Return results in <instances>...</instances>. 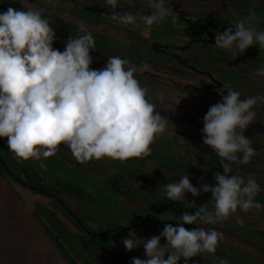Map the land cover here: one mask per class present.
<instances>
[{
	"label": "clouds",
	"instance_id": "9594fccd",
	"mask_svg": "<svg viewBox=\"0 0 264 264\" xmlns=\"http://www.w3.org/2000/svg\"><path fill=\"white\" fill-rule=\"evenodd\" d=\"M116 9L119 0H103ZM150 15L113 12L111 19L134 25L142 19L146 26L160 23L169 15L166 0H148ZM77 38L66 41L63 52L54 49L55 32L38 10L9 7L0 13V138H6L17 162L53 157L63 144L74 160L84 165L109 159L125 162L151 154V145L166 131L169 121L148 99V88L134 78L128 60L110 56L102 69L90 68V50L95 47L91 32L81 24ZM223 33L215 34L217 49L233 56L258 45L264 49V31L241 19ZM257 75H264L261 68ZM161 101L163 97H159ZM264 96L241 99L229 89L222 102L211 106L203 120V143L221 158L223 174L216 172L215 185L194 187L189 175L163 185L168 200L185 199L186 193H211L213 209L184 213L176 226L165 224L159 236L138 240L134 231L122 243L127 251L142 245L147 259L133 257L131 264H179L203 253H215L222 233L184 225L218 224L236 213L264 208L255 197L260 185L252 177L229 175L230 163L248 164L255 150L245 136ZM242 154L238 156L237 154ZM192 207H195L193 202ZM161 238L167 243L161 246ZM167 255V259L165 256ZM220 264H227L221 260Z\"/></svg>",
	"mask_w": 264,
	"mask_h": 264
},
{
	"label": "flooded vegetation",
	"instance_id": "af4514ba",
	"mask_svg": "<svg viewBox=\"0 0 264 264\" xmlns=\"http://www.w3.org/2000/svg\"><path fill=\"white\" fill-rule=\"evenodd\" d=\"M99 2L105 5L103 0ZM128 2L124 4L133 15H150L154 11L148 0ZM166 7L169 15L152 26L144 24L147 28L144 25L139 29L133 27L143 22L140 18L136 24L127 26L112 20L115 39H111L108 47L100 46L112 56L128 60L126 67L135 68L134 78L148 88V99L169 121L166 131L151 145L150 155L125 162L113 160L109 164L107 173L110 172L114 180L122 181L129 190L119 191L113 198L121 210L131 208L130 213H121L111 222V227L103 231L87 221L77 230L54 204L58 191L53 193L54 197L45 195L44 190L34 191L23 177L15 178L5 171L6 179L17 186L50 199L53 206L47 209L61 215L58 217L65 227L80 236L94 264H131L133 257L147 259L142 245L130 252L124 248L122 241L129 232L134 231L138 240H146L159 236L165 224L176 226L177 222H182L180 216L186 212L195 214L197 208L205 205L211 211L210 192L201 191L195 197L186 193L185 199L173 202L162 195L163 185L179 181L183 175H189L191 184L198 189L204 184L215 185V173L223 174L224 170L221 158L203 143L205 114L211 106L222 102V95L226 96L229 89L239 92L241 99L264 96V75H257L264 68V49L254 45L243 54L233 56L229 50L214 47L215 34L223 33L232 25L235 31L234 25L241 19L258 31H264V0H166ZM132 48L145 52L147 59L129 56ZM90 52L109 59L104 53ZM252 110L256 116L244 134L255 153L248 164L231 162L229 175L254 178L260 185L255 202L264 205V103H258ZM169 163H176V167L170 168ZM105 167L108 168L106 164L103 169ZM193 202L195 207L191 206ZM77 209L68 204L67 213ZM184 227L215 229L222 233V239L215 253H203L187 262L181 259L179 264H220L221 260L227 264H264V208L248 212L238 208L221 223L197 222ZM104 233L106 236H102ZM94 243L97 245L93 246ZM166 243V239L161 238V246Z\"/></svg>",
	"mask_w": 264,
	"mask_h": 264
},
{
	"label": "trees",
	"instance_id": "16d2710c",
	"mask_svg": "<svg viewBox=\"0 0 264 264\" xmlns=\"http://www.w3.org/2000/svg\"><path fill=\"white\" fill-rule=\"evenodd\" d=\"M26 1L36 3L39 0ZM54 1H57L59 5L65 8L71 18L68 21L61 18L54 19L50 15L41 13L42 17L48 20L55 32L53 43L55 47L64 50L65 43L71 36L77 38L83 34L80 32L79 27L83 24L94 37L95 47L92 51L104 53L109 57L112 56L106 49L100 48V46L108 47L111 44V38L106 33L104 34L103 32L95 30L107 21L104 10L105 5H100L92 0ZM9 7L17 10H30L15 0H0V8L7 11ZM128 53L129 56L139 60L147 59L146 53L142 52V50L132 48ZM90 56L93 60L92 63L102 62L92 53H90ZM70 154L67 146L62 144L57 154L53 157L17 162L14 154L8 149L6 138H0V159L3 162V164L0 163V176L6 178L5 171H8L13 175L12 177H23L25 184L34 187V191L44 190L46 193L51 194L58 191L57 200L54 204L58 207L61 215L65 219H68L74 228L81 230V224L87 221L91 224L98 225L99 229L103 231L109 228H104L103 226L105 224L103 223L105 211L108 207L97 200L103 197L105 201H108V204L113 205L114 202L115 205L113 196L117 195L119 191L129 190L123 186L122 181L114 180L112 174L110 172L107 173V170H89L88 166L93 161L80 165L73 157L68 156ZM103 160V163L108 165L114 162L109 159ZM169 167L175 168L176 163H169ZM68 200L79 202L81 205L87 206L88 209L84 210L81 205H77V211H70L68 214ZM130 205L133 206V204ZM32 216L47 232L51 243L68 264H77L76 260L81 261L83 264H94L91 256L86 254L82 246L83 240L77 233H72L68 230L56 213L50 211L44 205L37 204L35 210L32 212ZM102 236H106L105 233ZM96 245L94 243L93 246Z\"/></svg>",
	"mask_w": 264,
	"mask_h": 264
},
{
	"label": "rangeland",
	"instance_id": "374dc122",
	"mask_svg": "<svg viewBox=\"0 0 264 264\" xmlns=\"http://www.w3.org/2000/svg\"><path fill=\"white\" fill-rule=\"evenodd\" d=\"M15 1L20 2L30 10H38L41 13L50 15L54 19L61 18L67 21L71 19L66 9L54 0H39L36 3H29L26 0ZM92 1L100 3L99 0ZM125 2L127 0H122L120 6L116 9L105 5L104 10L107 21L95 30L103 32L104 34L108 33L106 35L114 40L115 35H113L112 31L115 25L112 22L111 14L114 11L120 14L124 12L132 13L124 4ZM3 12L5 10L0 8V13ZM141 25L143 26L144 23H138V25H134L133 27L139 29ZM143 27L147 28L145 25ZM53 48L63 52V50L54 45ZM92 54L95 57H101L102 62L92 63L90 68L96 70L102 69L108 62V57L95 53ZM68 156L72 158L71 154ZM101 161H93L89 166L87 165L88 169L91 171H108L111 166L106 164L108 168L105 167L103 169L104 164ZM97 201L108 207L105 211L103 222L105 223L103 224L105 227H111V222L118 216H121V213L129 214L131 211L129 207L126 210H121V207L116 202L115 205L114 202L113 205L108 204V201H105L103 197H100ZM37 204H43L46 208L48 207L50 209L53 206L49 198L37 193L33 194L0 176V264H67L53 244L48 240L46 233L38 221L33 218L32 212L35 210ZM68 204L73 209L78 208L77 205H81L79 202L71 200H68ZM81 207L84 210L88 209L84 205H81ZM58 216L61 217V215ZM71 230L74 231L73 228Z\"/></svg>",
	"mask_w": 264,
	"mask_h": 264
},
{
	"label": "water",
	"instance_id": "95a60500",
	"mask_svg": "<svg viewBox=\"0 0 264 264\" xmlns=\"http://www.w3.org/2000/svg\"><path fill=\"white\" fill-rule=\"evenodd\" d=\"M0 162L2 163L1 159H0ZM2 164H3V163H2ZM32 189H34V188H32ZM45 195H48V196H50V197H54V195H53V194H48V193H45Z\"/></svg>",
	"mask_w": 264,
	"mask_h": 264
}]
</instances>
